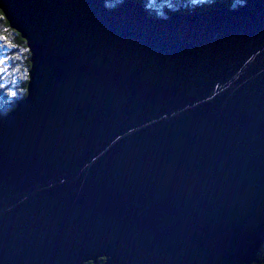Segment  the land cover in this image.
<instances>
[{"label": "water", "instance_id": "water-1", "mask_svg": "<svg viewBox=\"0 0 264 264\" xmlns=\"http://www.w3.org/2000/svg\"><path fill=\"white\" fill-rule=\"evenodd\" d=\"M0 0L30 55L0 117V264H254L264 245V0Z\"/></svg>", "mask_w": 264, "mask_h": 264}, {"label": "trees", "instance_id": "trees-1", "mask_svg": "<svg viewBox=\"0 0 264 264\" xmlns=\"http://www.w3.org/2000/svg\"><path fill=\"white\" fill-rule=\"evenodd\" d=\"M148 16L165 19L174 14H204L225 8L237 9L246 0H139ZM123 0H107L109 8H117ZM30 55L20 35L10 29L0 11V117L15 109L27 94ZM99 260L97 264H103ZM91 264V263H88ZM254 264H264V246Z\"/></svg>", "mask_w": 264, "mask_h": 264}, {"label": "rangeland", "instance_id": "rangeland-1", "mask_svg": "<svg viewBox=\"0 0 264 264\" xmlns=\"http://www.w3.org/2000/svg\"><path fill=\"white\" fill-rule=\"evenodd\" d=\"M99 261V260H98ZM98 261H97V263H98ZM104 262V261H103Z\"/></svg>", "mask_w": 264, "mask_h": 264}, {"label": "bare ground", "instance_id": "bare-ground-1", "mask_svg": "<svg viewBox=\"0 0 264 264\" xmlns=\"http://www.w3.org/2000/svg\"><path fill=\"white\" fill-rule=\"evenodd\" d=\"M264 246V245H263Z\"/></svg>", "mask_w": 264, "mask_h": 264}]
</instances>
